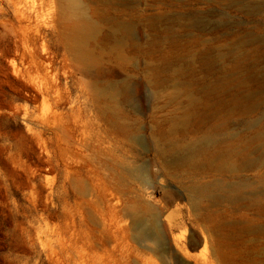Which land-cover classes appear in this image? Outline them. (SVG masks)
<instances>
[{"label":"rangeland","instance_id":"1","mask_svg":"<svg viewBox=\"0 0 264 264\" xmlns=\"http://www.w3.org/2000/svg\"><path fill=\"white\" fill-rule=\"evenodd\" d=\"M25 1L21 13L0 0V264H167L135 240L155 212L146 197L178 255L207 256L188 242L211 225L185 199L167 204L163 192L181 188L155 152L173 119L192 113L194 130L218 108L231 134L264 143V107L235 108V87L264 94V0H81L91 63L72 51L57 0ZM248 149L263 165L244 177L264 181V152ZM218 212L264 229V197Z\"/></svg>","mask_w":264,"mask_h":264},{"label":"bare ground","instance_id":"2","mask_svg":"<svg viewBox=\"0 0 264 264\" xmlns=\"http://www.w3.org/2000/svg\"><path fill=\"white\" fill-rule=\"evenodd\" d=\"M57 1L60 14L66 22H69L68 39L71 42L72 51L78 59L91 63L94 59L87 45L91 22L89 15L83 8L84 3L81 0ZM15 5L21 13L27 10L25 0H17ZM128 30L129 27L124 25L123 32L127 33ZM233 81V78L226 75L220 83L214 86L213 90L219 91L225 88L226 83L232 84ZM235 88L244 94V101H236V109L239 107L251 113L250 111L253 110L254 112L257 107H264V94L262 98L260 96V91L263 89L239 86ZM185 90L189 89L185 88ZM194 99H189L193 109L196 106ZM207 103H204L205 106ZM216 105L213 104L212 107ZM232 109H229L228 112ZM218 110L216 113H212L213 121L209 124L206 122L207 125L205 122V125H201V120L198 122L196 119L199 125L196 124L198 126L194 130H188L187 127V119L192 113H188L186 117L173 119L169 131L162 134L163 143L159 145L162 144L163 146L159 147L158 145L155 152L157 156L160 155L159 159L162 163L159 170L181 188V191L165 190L163 192L167 204L178 206L177 201L185 199L189 203L191 211L197 215L201 213L202 218L211 225L205 233L201 232L200 236L197 235L196 237L194 235L195 239L192 237L188 242L191 249L201 246L209 249L208 257L200 254V259L191 263L189 254L186 257L178 255V249L170 243L168 231L160 227L157 217L163 208L151 203L149 197H146L145 203L151 204L155 208V212H151L152 217L149 225L141 221L135 222V240L150 241L154 251L167 264H264L258 255L259 251H263L264 254V243L261 241L264 237V229L245 220L237 223L230 221L218 212L220 205H230L233 210L239 212V210L252 206L264 197L263 178L259 174L255 175L252 180L244 177L245 173L256 172L263 165V161L260 158H253L248 149L256 140L264 152L263 135L252 131L250 140L244 141L246 137L242 138L231 134L228 126L229 120L227 121L229 117L225 118V116L219 115ZM199 112L201 113V111ZM230 114L232 113L230 112ZM195 115L197 116L196 113ZM262 117H264V113ZM258 129H264V124L263 128ZM177 133L178 136H175ZM147 168L148 166L139 168L140 173L138 172L139 169H136L135 176L140 179L141 176L147 179ZM259 185L263 186V189L259 190ZM138 196L140 197L141 194L138 193ZM147 209L151 210L149 207ZM178 210L180 209L178 208L176 211ZM162 220L164 218H161ZM224 226L227 228H223Z\"/></svg>","mask_w":264,"mask_h":264}]
</instances>
